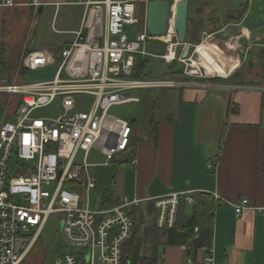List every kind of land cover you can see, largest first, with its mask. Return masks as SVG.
<instances>
[{
  "label": "built area",
  "instance_id": "built-area-1",
  "mask_svg": "<svg viewBox=\"0 0 264 264\" xmlns=\"http://www.w3.org/2000/svg\"><path fill=\"white\" fill-rule=\"evenodd\" d=\"M85 4L81 27L71 46L60 52L58 66L53 55L30 52L21 59L17 72L0 75V264H29L28 259L41 252V232L53 215L59 216L62 249L57 247L51 264H128L124 251L134 233L130 210L140 201L119 197L114 204H107L100 196L91 202L89 195L95 192L96 181L88 173L91 150L101 154L107 167L129 148L131 122L108 113L113 106L139 102L128 97V92L189 88L264 91L260 86L210 82L232 76L239 60L236 70L225 77L208 76L201 66L194 68V62L199 61L198 47L210 43L222 47L220 41H211L214 33H204L198 44L188 43L189 56L182 59L184 45L177 40L171 16L163 36H152L144 29L130 38L125 27L135 23L132 3L85 0ZM16 6V0H0V7ZM27 6L37 12L44 3L29 0ZM157 42L165 46L161 56L150 51ZM222 52L231 60L226 49ZM247 56L248 52L244 61ZM138 59L147 61V69L135 77ZM156 62L164 63L165 70L161 76H149ZM179 64L186 80L174 78L171 67ZM49 66L56 68L52 80L23 82L26 74ZM78 96L90 98L87 110H77ZM57 99L61 101L60 115L34 116L35 111ZM213 167L207 165L208 169ZM192 195L173 193L149 199L156 212L154 226L160 231L173 228L179 203L190 205ZM232 207L236 217L250 209L246 199ZM252 210L264 217V208ZM194 232L197 237L198 229ZM68 248L72 251L66 252ZM44 257L40 264H44ZM185 264L193 262L188 259ZM204 264H213L211 248Z\"/></svg>",
  "mask_w": 264,
  "mask_h": 264
},
{
  "label": "crops",
  "instance_id": "crops-1",
  "mask_svg": "<svg viewBox=\"0 0 264 264\" xmlns=\"http://www.w3.org/2000/svg\"><path fill=\"white\" fill-rule=\"evenodd\" d=\"M42 1L44 6L37 12L27 6L29 0H16L19 6L13 8L0 7V56L7 62L29 37L31 17L39 18L53 33L46 43L51 49L37 52L56 58L58 52L73 43L87 10L85 0ZM89 1L103 4L124 0ZM126 1L135 8L134 24L138 30L131 36L134 38L145 29L147 4L151 0ZM247 3L236 26L245 30L241 37L249 35L246 49L249 54L252 48L249 55L252 60L246 63L244 71L238 69L220 83L264 87V15H259L262 0ZM188 10L193 21L200 22V28L204 29L201 32L215 28L214 34L230 27L226 20L234 17L229 15L217 23L215 6L202 0H188ZM215 65L211 66L217 69ZM223 72L220 67L218 73ZM157 101L143 119L144 131L132 126L128 150L117 155V169L105 170L108 172L105 181L102 178L98 182V176L90 174L96 181L95 191L105 185L101 195L107 204H114L119 197L140 201L130 214L134 223L141 222L142 230L146 226L142 223L145 216L146 222L156 217L148 202L151 198L188 192L216 195L219 201L213 211L209 243L195 250L188 247V242L173 244L170 233L161 232L159 264H185L188 259L193 264H204L208 248L212 249L213 264H264V217L252 210L264 208V91L170 89ZM136 122L135 118L131 120V124ZM208 164L213 169H208ZM90 167L100 166L90 164ZM245 199L250 209L236 217L232 206Z\"/></svg>",
  "mask_w": 264,
  "mask_h": 264
},
{
  "label": "rangeland",
  "instance_id": "rangeland-1",
  "mask_svg": "<svg viewBox=\"0 0 264 264\" xmlns=\"http://www.w3.org/2000/svg\"><path fill=\"white\" fill-rule=\"evenodd\" d=\"M202 1L203 2L204 1L209 2V4H213L215 6L216 11H217V13H216L217 23H220L221 21L225 20V18H227V16H229V15H233L234 17H232V18H236L235 15L244 14L246 8L248 7L247 2H249V1L252 2V0H202ZM253 1H256V0H253ZM263 1L264 0H262V4H261V5H263L262 10H260L259 15H264V2ZM255 9L259 11V6L257 9V4H255ZM28 22H29V29H30V33L28 35L29 37L27 38L25 44H23L22 46H20L18 48L17 53H14V55L9 57V64L11 66V71H10L11 73L18 71V66H19L21 59L23 57H25L28 54V52H35V51L37 52V51L44 50V49H51L49 44H46V43L49 42V39L53 36V33H51L50 30L48 31L47 27H45L43 24H41V21L39 18L35 19V17L34 18L31 17L28 20ZM224 23L227 25V22H224ZM228 24L231 26L228 27L227 29H225L223 32L213 34L211 37V41H214V42L220 41L218 43L221 46H224L226 48L229 46L227 48L229 50L226 49L227 53H229L232 56V59H234V63L237 66H238L237 61L238 60L240 61V65H239L238 69L243 70L244 68H246V63L248 62L249 55L253 53V51L251 50L252 48L250 47L249 48L250 49L249 54L246 57L247 60L245 59V61H244L245 53L248 52L246 47H247L248 42H249V38H248L249 35L246 34V37H241V35L243 34V31H245V30L242 31L239 28H237L236 24H238V23L231 21ZM125 30H126L127 34L129 35V37L131 38V36L134 35L135 32H137L138 25H136V24L127 25L125 27ZM203 30L204 29L197 30V31H199L198 35L200 36V41L203 39L204 33L210 34L213 31H215L216 29L214 28V29H211L208 31L205 30L204 32H201ZM42 32H44L43 36H42ZM255 37H256V35H254L252 37V40ZM244 49H246V50H244ZM212 54H215V53L212 52ZM260 55H262V54H260ZM199 56H202V55H199ZM60 62H61L60 52H58V54H56V64L55 65L58 66L60 64ZM213 64H217V63H211V65H213ZM217 65H215V68L217 67ZM220 67H222V66L218 65L217 69H215V70L218 71L220 69ZM236 67H235V70H236ZM55 72H56V68L54 66H49V67H46L44 69L26 74L23 78V82L34 83V82H39V81L52 80ZM174 78L177 80H186L185 78H183L180 71L175 73ZM198 81H201V79ZM203 81H205V80H203ZM206 81H208V80H206ZM222 82H225V81H222ZM247 86H249V85H247ZM168 92H170V90H162V91L161 90H158V91L157 90H136V91H130L127 93V96L138 98L140 100V103H128V104L113 106L109 110L108 113L110 116H112L114 118H117V119H120L123 121H127L129 123L131 122L132 119H134V118L137 119V122L132 124V126H133V128L139 127L140 131L143 132L144 131L143 119L149 113L152 103H154V101H155V99H157V97L161 99V94L165 96V94H167ZM161 101H163V100H161ZM75 102H76V108L78 111H85V110H87V108L89 106L90 98L87 96H78V97H76ZM60 114H61V101L59 99L55 100L51 105H49L45 108L39 109V110L34 112V116L39 117V118H54ZM79 155L81 156V154H79ZM118 158H119L118 156L115 157L114 162H112L109 165V167H103L102 166L104 163L103 157L101 156V154L97 150L93 149L89 152L88 163L92 164V165L98 164V166H100V167L95 168V169L90 167L88 169V173L89 174L94 173L96 176H98V182L102 178L105 181V179L108 175V172L106 174L105 170H109V169H113V168L116 170L117 169L116 168V163H117L116 161H118ZM95 170L96 171L98 170L97 174L95 173ZM104 187H105V185L101 186L100 188L98 187L97 191H95V192L92 191L90 193L89 196H90L91 202H93L95 200V198L102 196L101 194H102ZM91 207H92V205H91ZM144 218H145L144 220H146V216ZM151 218H149V220H147V222L145 221L146 226H148L151 223ZM142 228L138 227V231L141 232ZM143 230H145V228ZM40 239H41L40 250L42 253L40 251H37L35 254H33L28 259L29 264H40L42 259H43L44 254H45L44 264H51L55 251L58 248L60 250L62 249V247H61V244H62L61 236H60V232H59V216L58 215H53L49 218V220L47 221L46 225L44 226V228L41 232ZM58 246H60V247H58ZM127 248H128V246H127ZM71 251H72V249H69V248L66 250V252H71Z\"/></svg>",
  "mask_w": 264,
  "mask_h": 264
},
{
  "label": "trees",
  "instance_id": "trees-1",
  "mask_svg": "<svg viewBox=\"0 0 264 264\" xmlns=\"http://www.w3.org/2000/svg\"><path fill=\"white\" fill-rule=\"evenodd\" d=\"M244 14L238 15L236 18L231 16L227 18V22L234 21L239 23ZM200 22L193 21L191 14L188 10L187 15V27H186V42L190 44H198L200 42V36L198 35L200 28ZM199 26V27H198ZM196 29H195V28ZM29 54V53H28ZM178 65H173L171 70L175 73L179 72ZM147 69V61L137 60L135 77H139L140 72ZM11 66L7 62L3 55L0 56V75L11 73ZM25 71H22V75H25ZM221 79H212L210 82L220 83ZM158 104L157 99L154 101V108ZM153 124V123H152ZM153 126V125H152ZM153 131V130H152ZM189 208L188 211L186 210ZM216 207V201L211 195L205 193H195L192 195V203L187 205L185 201H181L178 206L176 223L173 228L165 231H160L154 226V221L151 219V223L145 226V230L138 231L139 223H134V233L131 241L127 244L124 254L128 264H159L160 252V239L161 232H169L172 237V243L177 244L181 242H188V247L197 249L203 245L209 243L212 236V224H213V211ZM152 214V209L150 211ZM143 225L145 221H142ZM198 229L197 237L194 230ZM169 242V237L167 243ZM149 243V244H148ZM150 246V247H149ZM148 249V250H147Z\"/></svg>",
  "mask_w": 264,
  "mask_h": 264
},
{
  "label": "water",
  "instance_id": "water-1",
  "mask_svg": "<svg viewBox=\"0 0 264 264\" xmlns=\"http://www.w3.org/2000/svg\"><path fill=\"white\" fill-rule=\"evenodd\" d=\"M175 5V10H173ZM188 15V0H151L147 4L145 29L152 36H163L166 32L169 17H174V29L177 40L184 45L182 59L189 56L191 46L186 42V27ZM164 44L157 42L150 46V51L156 56L164 54ZM252 60L249 57L248 63ZM253 66H251L252 68ZM263 67V65H262ZM182 66L179 64L177 69L180 71ZM165 70V64L156 62L151 65L149 76H161Z\"/></svg>",
  "mask_w": 264,
  "mask_h": 264
},
{
  "label": "bare ground",
  "instance_id": "bare-ground-1",
  "mask_svg": "<svg viewBox=\"0 0 264 264\" xmlns=\"http://www.w3.org/2000/svg\"><path fill=\"white\" fill-rule=\"evenodd\" d=\"M173 10H175V5H174ZM171 25L174 28V17H172V19H171ZM227 48L224 46L220 47L216 43L215 44H213V43L204 44V47L203 46L198 47V49H197L198 56L199 55H202V56H199L198 62H194V65H193L194 68L201 66L202 68H204L205 74H207L208 76H211V75H216L219 77L227 76V72L232 71L237 66L234 63V59L226 60L223 57L222 51H224ZM227 50H229V49H227ZM212 52L215 53L214 55H216L217 59H215L211 56L210 53H212ZM211 63H217L219 66H222V68L224 69V72L219 74L218 71H216L214 68H212ZM226 69H228L229 71H227Z\"/></svg>",
  "mask_w": 264,
  "mask_h": 264
}]
</instances>
